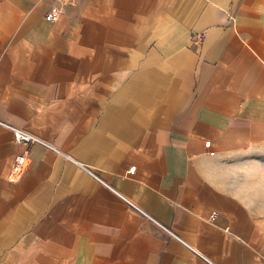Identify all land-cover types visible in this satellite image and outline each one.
<instances>
[{
	"label": "crops",
	"instance_id": "0c3cea01",
	"mask_svg": "<svg viewBox=\"0 0 264 264\" xmlns=\"http://www.w3.org/2000/svg\"><path fill=\"white\" fill-rule=\"evenodd\" d=\"M0 121V264H264V0H0Z\"/></svg>",
	"mask_w": 264,
	"mask_h": 264
},
{
	"label": "built area",
	"instance_id": "2783aa9c",
	"mask_svg": "<svg viewBox=\"0 0 264 264\" xmlns=\"http://www.w3.org/2000/svg\"><path fill=\"white\" fill-rule=\"evenodd\" d=\"M70 3H73L74 0H69ZM58 9H49L45 12L44 16L46 19L50 20V21H54L57 18L58 15ZM202 40V33H195L192 36V42L199 44ZM1 124L9 127L14 135V138L16 141L18 142H22V143H33V142H39L45 145H49L47 142H45L44 140H42L41 138H39L38 136H36L35 134L20 128V127H15L13 125L4 123L2 121H0ZM209 140L204 141L205 145H208ZM26 151L23 152H19L17 153L14 158H13V162L11 165V173H12V177L17 178L20 176V174L22 173L25 164H26ZM88 172H90L92 175L96 176L92 171H90L89 169H87ZM134 170V166H131L129 168V171H133ZM97 177V176H96ZM164 230L168 231L170 234L175 235L170 229H168L167 227L163 226ZM176 236V235H175ZM177 238H179L178 236H176Z\"/></svg>",
	"mask_w": 264,
	"mask_h": 264
}]
</instances>
